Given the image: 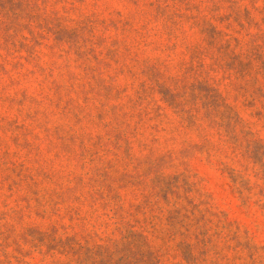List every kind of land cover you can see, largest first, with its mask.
I'll return each instance as SVG.
<instances>
[{"label":"rangeland","instance_id":"1","mask_svg":"<svg viewBox=\"0 0 264 264\" xmlns=\"http://www.w3.org/2000/svg\"><path fill=\"white\" fill-rule=\"evenodd\" d=\"M0 264H264V0H0Z\"/></svg>","mask_w":264,"mask_h":264}]
</instances>
